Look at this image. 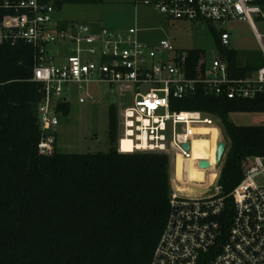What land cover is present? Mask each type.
I'll return each mask as SVG.
<instances>
[{
    "label": "built area",
    "instance_id": "obj_1",
    "mask_svg": "<svg viewBox=\"0 0 264 264\" xmlns=\"http://www.w3.org/2000/svg\"><path fill=\"white\" fill-rule=\"evenodd\" d=\"M138 1L163 19L247 22L264 58V31L256 29L257 22L264 25V7L255 0ZM3 6L13 13L1 20L0 42L21 39L34 48L32 80L42 84L43 93L38 106L40 154L52 151L58 124L54 106L66 100L64 88L72 85L84 90L91 83L105 82L133 91L131 104L121 111L117 151L126 152L121 141L127 138L132 151L174 152L185 160L192 155L189 128L214 125L213 115L172 109V100L191 97L198 87L229 99H251L264 93V63L237 77L220 55L190 64L187 49H176L165 38L155 44L143 42L135 27L113 31L59 21L53 0H21ZM219 43L226 50L234 49L226 30L220 33ZM53 46L66 48L68 54ZM185 143H189L188 150L183 148ZM242 170V179L227 196L220 195L218 184L213 193L171 192L165 225L149 264H264V158H245ZM226 197L232 205L225 227Z\"/></svg>",
    "mask_w": 264,
    "mask_h": 264
},
{
    "label": "trees",
    "instance_id": "obj_2",
    "mask_svg": "<svg viewBox=\"0 0 264 264\" xmlns=\"http://www.w3.org/2000/svg\"><path fill=\"white\" fill-rule=\"evenodd\" d=\"M0 0V23L13 13ZM264 7V0H255ZM103 0H53L65 3H101ZM216 37L219 55L231 73L243 77L259 66L242 64L235 49L226 50ZM190 64L204 57L187 49ZM34 48L24 40L0 42V264H149L169 211V155L158 151L119 152L117 116L108 114L107 152L50 154L38 152L42 137L38 106L42 84L32 80ZM172 109L201 111L217 117L228 144L217 184L227 196L243 177L242 162L264 158V124L238 125L231 112H264V93L255 98H226L201 87L188 98L172 100ZM56 113L68 103H55ZM191 139L198 157L212 158L219 131H203ZM202 137V139H201ZM205 139V143L203 141ZM129 145V141H122ZM232 199L225 198L223 224L228 225Z\"/></svg>",
    "mask_w": 264,
    "mask_h": 264
},
{
    "label": "rangeland",
    "instance_id": "obj_3",
    "mask_svg": "<svg viewBox=\"0 0 264 264\" xmlns=\"http://www.w3.org/2000/svg\"><path fill=\"white\" fill-rule=\"evenodd\" d=\"M56 18L62 22L75 21L89 24L94 28L104 27L113 31H124L129 27H135L139 29L138 38L143 42L151 44L165 38L176 49L201 50L207 62L219 55L216 37L226 30L231 33V45L238 51V59L242 64L248 61L256 66H261L264 63L260 45L254 37L250 25L244 21L222 23L208 20L163 19L151 6L138 0L65 3L57 9ZM256 29L263 32L264 25L257 22ZM52 48L68 54V50L62 46H53ZM79 97H83L85 101L80 103ZM132 97L131 89L118 85L110 86L105 82L91 83L84 90H79L74 85L70 86L69 90L64 88L68 111L66 114L57 113L58 124L54 127L57 150L63 153L107 152L111 146L108 139L109 111L110 109L114 110L117 116L118 139L121 111L131 104ZM212 118L214 126L219 129L217 142L224 141L227 146L228 139L220 120L214 116ZM228 119L238 125L264 124V112H231L228 114ZM114 146H117V141ZM174 157V152H169L171 192L191 195L214 192V186L217 184L223 164L222 160L214 169L203 173L200 168H195L194 170L200 172L202 179L196 175L195 178H197L193 179L191 183H172L175 161L171 160ZM205 159L214 161L212 158ZM182 167L181 164L175 170L181 169L182 172ZM201 181L203 182L202 187L199 186Z\"/></svg>",
    "mask_w": 264,
    "mask_h": 264
},
{
    "label": "bare ground",
    "instance_id": "obj_4",
    "mask_svg": "<svg viewBox=\"0 0 264 264\" xmlns=\"http://www.w3.org/2000/svg\"><path fill=\"white\" fill-rule=\"evenodd\" d=\"M191 128L192 127H190L189 129H191ZM193 128H195L196 130H203V131H210V130L219 131V129L216 126H214V125H211V126H196V127H193ZM189 133H191V132H189ZM195 135H197V134L191 133V136H192L191 139ZM201 139H202V137H201ZM124 140L129 141V145L124 146L123 143H122V141H124ZM122 141H121V145H122V148L124 149V151H126V150L132 151L133 150L132 141L130 139L125 138ZM194 141L196 142V138L195 137H194ZM202 141H203V144H204L205 143V139L202 140ZM191 153H192V155H191V158L189 160H185L180 154H177L176 155L177 160L175 161V168H178L179 166H181V164L183 165L182 172H181V169L180 170L176 169V171H177V174H176L177 179L183 180V178L185 177L187 179L186 181L189 182V183H191V181L193 179L197 178V177L195 178L196 175L199 178H201V179L203 178L201 176L200 172H198L197 170H194L195 168H198L197 166L194 165V161H198L199 159H202V157H198L197 156L199 154L198 148H196L195 150L191 149ZM210 164H214V162H212ZM214 168H215V165H211L209 170L214 169ZM200 169H201L202 173L208 171L205 168H200ZM204 175H206V174H204ZM201 184H203L202 181L200 182V185H199V186L202 187Z\"/></svg>",
    "mask_w": 264,
    "mask_h": 264
},
{
    "label": "water",
    "instance_id": "obj_5",
    "mask_svg": "<svg viewBox=\"0 0 264 264\" xmlns=\"http://www.w3.org/2000/svg\"><path fill=\"white\" fill-rule=\"evenodd\" d=\"M225 146L226 144L224 141H218L216 143V149H215V164L216 165H218L222 160ZM183 148L188 150L189 143H185L183 145ZM194 165L200 168H210L211 167L209 160H206V159H199L198 161H194ZM183 179H185V177Z\"/></svg>",
    "mask_w": 264,
    "mask_h": 264
},
{
    "label": "crops",
    "instance_id": "obj_6",
    "mask_svg": "<svg viewBox=\"0 0 264 264\" xmlns=\"http://www.w3.org/2000/svg\"><path fill=\"white\" fill-rule=\"evenodd\" d=\"M56 14H57V10H56ZM92 24H96V23H92ZM98 25V24H97ZM147 43H149V42H147ZM157 43V42H156ZM151 44H155V43H151ZM177 160V158H176V156L171 160V161H176ZM174 167V166H173ZM174 169H175V167H174ZM173 169V174H172V179H171V181H172V183L173 182H176L177 180H179V179H177V177H176V170H174ZM180 181V180H179Z\"/></svg>",
    "mask_w": 264,
    "mask_h": 264
}]
</instances>
